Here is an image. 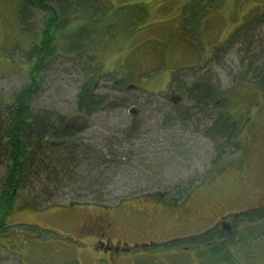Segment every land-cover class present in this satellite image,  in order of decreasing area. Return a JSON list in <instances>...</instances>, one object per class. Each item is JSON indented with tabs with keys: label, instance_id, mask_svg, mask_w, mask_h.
I'll list each match as a JSON object with an SVG mask.
<instances>
[{
	"label": "rangeland",
	"instance_id": "rangeland-1",
	"mask_svg": "<svg viewBox=\"0 0 264 264\" xmlns=\"http://www.w3.org/2000/svg\"><path fill=\"white\" fill-rule=\"evenodd\" d=\"M77 1L87 2L92 6H96L94 1L99 2L102 11L94 16L101 18L96 23L93 20L88 21V15L78 17L73 13L71 22L57 31L55 40L51 43L55 48L54 56L45 67L41 90L32 100L33 113L35 116L45 114L55 124L61 119L68 121L73 127L83 123L80 116H77L81 115L86 119V125L79 130L72 128L74 134L71 135L70 141L86 142L95 150L102 148L101 144L108 143L107 145L111 146L120 139L124 142L126 132H134L129 134L132 138L127 139L128 145L121 151L123 155L128 152L130 155L140 153L122 157L127 163L124 174L133 180L129 189L137 190L140 187L141 190L145 187V192H154L156 189L165 191L175 182L183 188L195 185L197 179L209 169L211 162L217 160V152L220 151L218 146H222L218 144V140L213 142L205 137V132L208 131L215 115L208 117L206 112L202 113L201 108L192 109L193 103L186 99L184 91L180 90L183 91V99L177 108L181 109L188 119L182 121L175 114L177 108H173L170 101L160 97V92L167 90L171 83V74L178 70L177 68L200 65L209 52L216 50L226 34L232 30L236 22L234 9L242 0ZM21 3L22 0H0V120L8 111L5 107L14 101V94L28 82L27 71L30 60L33 59L32 49L38 44L44 27V13L30 4L27 5L29 14L25 20L26 24L19 25L17 17ZM54 3L55 0L48 2L50 5H55ZM85 30L92 33L81 42L82 48L78 49L75 55L70 54L69 50L62 53V47L71 43L69 36L76 31L79 37ZM105 32L107 34H101ZM263 48L264 43H260L258 47L249 46L244 52L247 56L249 52L260 54L256 66L260 70L264 68ZM237 54L232 47L226 54L224 66L220 65L221 61H212L208 64L209 67L199 74L200 77L191 79L184 75L186 72L180 71L177 74L181 80L184 79V84L198 82L202 76L210 81V84L225 90L234 76ZM96 66H99L98 72ZM118 74L125 76V83L120 86L115 85V81L119 79ZM85 83L95 84L92 91L102 96L107 107L88 118L77 109V94L80 86ZM129 84H136L144 90H126ZM187 87L188 85H185L183 89ZM232 95L241 97L238 92ZM263 102L260 107L255 106L253 142L246 156L248 175L246 180L237 182L238 185L243 182L241 187L238 188L236 184L237 188L233 189L236 198L231 205L232 210L238 211L246 207V187L264 193ZM133 105L140 106L143 114L131 117L127 111ZM227 105L229 108L223 107L222 112L227 111L234 120L244 110L232 102H227ZM253 106H248L251 112ZM238 140L240 142V139ZM228 144L231 145V142ZM226 149L220 160L228 165L234 163L238 154L233 155V146H226ZM5 173V165L1 164L0 186ZM233 178V169L229 168L222 176L221 184L235 180ZM41 179L46 181L44 175ZM37 183L32 178L28 185L22 186L16 192L14 207L5 220L7 226L0 233V264H98L96 259H100L99 255L94 254L95 248L88 246L89 240L85 237V230L80 233L81 226L89 217L98 213L111 214L107 213L110 208L121 210V199L129 191H125V188L115 190L112 195L114 199H108L109 203L105 205L69 206L71 198L65 195V188L55 190L47 183L45 191ZM194 191L196 193L190 199V206L193 208L181 213L185 223L171 227V213L159 210H149L147 215H129L126 220H138L148 227H140L139 224V228L134 229L136 231H121L124 241L131 243L134 240L132 236L135 235L132 232L141 234L142 240L152 239L158 242L201 232L210 224V219L196 218L197 209H193L202 204L198 195L203 191L201 185H195ZM48 199L62 205L35 208L31 203L34 200L38 202L36 205L41 206ZM88 199L85 197V200ZM126 200L133 202L132 198ZM149 202L141 199L138 204L148 205ZM119 212L123 218L124 212ZM28 226H35L36 229L28 231ZM80 248L86 249L87 253L84 254ZM218 249L209 251L208 256L199 253L197 259H194L193 253L159 247L136 251L120 261L111 258L110 262L264 264V220L254 225H245L242 232L232 239L230 251L220 249L216 252Z\"/></svg>",
	"mask_w": 264,
	"mask_h": 264
},
{
	"label": "trees",
	"instance_id": "trees-1",
	"mask_svg": "<svg viewBox=\"0 0 264 264\" xmlns=\"http://www.w3.org/2000/svg\"><path fill=\"white\" fill-rule=\"evenodd\" d=\"M55 1V5H50L48 4L50 0H22L17 17V22L20 21L19 25L26 24L25 20L29 14L27 5L30 4V6L44 13V27L41 30L38 44H34L32 49L33 59L30 60L27 71L28 82L14 94V101L5 107V110L8 111L0 120V166L4 164L6 169L0 186V233L7 226L5 220L14 207L16 192L22 186H26L32 178L45 191L47 190V183L55 190L65 188L67 190L65 195L71 198L69 206L108 204V199L110 201L114 199L112 195L115 190L125 188V191H129L133 181L124 174L127 163L122 157L128 153L123 155L121 151L125 145H128L127 139L132 138L129 134L134 132H126L123 137L124 142L120 139L111 146L110 144L107 145L108 143L101 144L102 148L95 150L86 142L70 141L71 135L74 134L70 122L61 119L55 124L47 115L35 116L32 111V100L41 90L45 67L55 53V48L51 46V43L55 40L57 31L63 25L71 22L70 20L73 18L71 14L73 13L78 17L88 15V21L93 20L96 23L101 18L97 19L94 16L102 11V7L97 1H94L96 6L77 0ZM20 29L24 30L23 28ZM76 31L69 36L71 43L63 44L62 53L69 50L70 54L75 55L76 51L82 48L81 42L89 33H92L85 30L86 32L78 37ZM101 34L104 35L107 32ZM61 42L62 40L59 41V43ZM60 56L65 57V55ZM95 69L98 72L99 66H96ZM172 81L176 89L183 90L184 97L193 103L192 109L201 108L202 113L206 112L208 117L212 114L215 115L208 131L205 132V137L213 142L218 140V144L222 145L218 146L219 150L226 148V146H233L237 136V128L223 114V104L221 106L217 104L220 96L218 86L210 84V81L202 76L198 82L188 84H184V79L181 80L179 77ZM93 84L81 85L77 94V109L87 118L107 109L102 96L96 95L92 91ZM185 85L188 87L183 89ZM181 102L180 97L177 103H171L173 108H177ZM131 107L137 108V106ZM175 112L177 118H181L182 121L187 119L181 109L177 108ZM140 114L141 112L136 116L131 115V117H137ZM229 142L231 145L228 144ZM105 148L107 149L105 150ZM221 152H217V160H220V157L225 153ZM131 155H140V153H131ZM42 175L46 181L41 179ZM85 197L89 199L85 200ZM44 202V204L40 202L41 206L36 205L38 202L34 200L31 203L35 208L62 205L59 202H51L50 199ZM27 229L32 232L36 228L35 226H28ZM74 247L76 248V246Z\"/></svg>",
	"mask_w": 264,
	"mask_h": 264
},
{
	"label": "flooded vegetation",
	"instance_id": "flooded-vegetation-1",
	"mask_svg": "<svg viewBox=\"0 0 264 264\" xmlns=\"http://www.w3.org/2000/svg\"><path fill=\"white\" fill-rule=\"evenodd\" d=\"M234 14L236 15V22L216 50L209 52L208 57L202 59V64L200 65L194 64L195 66L187 65L177 68L178 70H175L171 74V83L167 90L160 92V97L165 101L171 102L176 95H180L182 101V92L176 89L172 81L178 77L180 78V76H177L178 71L181 73L186 72L184 75L190 78L200 77L199 74L204 72L212 61H221L220 65L224 66L226 54L232 47L238 52L234 76L228 82L229 85L225 90L218 86L220 96L217 100L219 106L223 104L222 107H226L227 109L229 108L227 102H232L238 105L239 108L244 109L235 120L229 116L227 111L223 112L227 119L237 128V136L234 140L235 142L233 141V149L231 151L233 155L236 153L238 155L234 163H229L228 165L222 163L221 160L211 162L209 169L195 183V185H201L203 191L200 194L197 193L202 200V204L197 205V208H194L193 211L197 209L196 218L199 220L208 218L210 219V224L202 229L201 232L188 236L174 237L171 240L163 242L152 239L142 240L141 234L132 232L135 235L134 237L132 236L134 240L128 243L124 241V235L121 231L126 232L129 230L131 232L130 230L138 229V225L140 224L141 227L143 224L138 220H126V217H129V215H147L149 210H159L171 213L170 219L172 221L170 225L171 227H177L179 224L185 223L186 220L181 217V213L193 208L190 206V199L196 193L194 191L195 185L192 184L190 187L183 188L178 182L170 184L165 191L156 189L154 192H145V187L141 190L140 187L137 190L130 189L128 193L124 194V198L121 199V210L110 208L107 210V213L111 214L98 213L89 217L83 226H81L82 230L80 233L85 230V237L89 240L88 246L95 248L94 254L99 255L100 259H96V263L111 264V258L114 261H120L136 251L157 249L159 247H168L185 253H193L194 259H197L199 253L208 256L209 251L218 248L216 252L220 249L230 251L232 239L242 232L245 225H254L258 221L264 220V193L261 190L257 191V189L253 190L246 187V207L238 211L232 210L231 207L236 198L233 195V189L237 188L239 180H246L248 175V158L246 159V156L249 154L253 142L254 132L252 129L256 125L255 106L260 107L262 101H264V68L260 70L259 67H256L260 54L258 55L257 52L256 54H250L249 52V56L244 54L249 46L256 45L258 47L260 43H264V41L259 40H264V32H262L264 31V0H242L240 5L234 9ZM262 57H264V48ZM118 76L119 79L115 81V85L120 86L125 83V76L123 74H118ZM129 89H135L136 91L144 90L136 84L127 85L126 90ZM236 92L240 93L241 97L236 98L232 95ZM249 105H254L253 112L248 109ZM136 109L141 110V114H143V109L140 106L137 105ZM222 109L224 110V108ZM242 129L245 132H240ZM238 139H240V142ZM220 151L223 153L227 149L224 148V150ZM129 155L128 152L126 156ZM229 168L233 169V179L235 180L222 185V176L226 174ZM242 184L238 185V188ZM142 190L143 192H136ZM128 198H132L133 202L126 200ZM141 199L150 202L148 205L143 204L141 206L138 204ZM135 200L137 202H134ZM123 201L125 202L123 203ZM119 211L124 212L123 218L120 217L121 213ZM143 226L148 227L146 225ZM145 244L148 246L145 247ZM79 250L84 254L87 253V250L84 248H80Z\"/></svg>",
	"mask_w": 264,
	"mask_h": 264
},
{
	"label": "water",
	"instance_id": "water-1",
	"mask_svg": "<svg viewBox=\"0 0 264 264\" xmlns=\"http://www.w3.org/2000/svg\"><path fill=\"white\" fill-rule=\"evenodd\" d=\"M175 98H173L171 100L172 103H177L180 100V97L178 95L174 96ZM128 114L132 115V116H136L137 114H139L141 112V110L136 109L135 107H130L128 109ZM80 119L83 120L82 124H77V127H72L73 129H81L82 127H84L86 125V119L83 118L82 116H80ZM145 247L148 246L147 244L144 245Z\"/></svg>",
	"mask_w": 264,
	"mask_h": 264
}]
</instances>
